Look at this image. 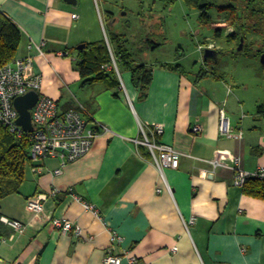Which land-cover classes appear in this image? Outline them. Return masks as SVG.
<instances>
[{
	"label": "crops",
	"instance_id": "crops-1",
	"mask_svg": "<svg viewBox=\"0 0 264 264\" xmlns=\"http://www.w3.org/2000/svg\"><path fill=\"white\" fill-rule=\"evenodd\" d=\"M128 1L138 10L115 0H0V13L20 32L16 57L33 60L29 74L41 77L39 93L53 99L60 112L79 111V102L89 125L99 130L82 159L64 167L59 158L30 162L18 192L2 199L0 218L18 221L24 229L19 233L3 223L7 235L0 240V264H102L111 231L122 237L112 254L121 257L126 251L139 264H264V201L245 195L234 181V168L253 172L262 161L263 98L247 95L249 87L227 59L218 73L213 71L202 60V49L193 66L183 54L152 62L150 54L162 44L148 37L135 42L136 53L129 44L130 31L135 25L144 36L149 34L146 11L151 9L146 10L144 0ZM244 7L236 5L250 37L262 11L246 6L245 13ZM228 15V10L219 14L216 22H225ZM227 29L218 33L226 36L223 44L207 38L205 44L215 45L218 58L226 55L236 62L247 54L236 52V44H231L236 32ZM113 34L124 36L133 64L152 69L145 97L133 86L130 71L118 65L124 91L103 82L82 85L76 70L78 45L105 42L113 55ZM166 64L174 67H163ZM220 110L231 132L241 138L220 134ZM157 124L164 128L160 142L182 155L175 170L163 173L171 192L147 150L130 141L142 139L141 125L150 129ZM197 125L201 130L195 133ZM35 166L41 168L39 173L33 172ZM55 190L42 214L34 217L27 211L28 198ZM83 203L93 205L97 215ZM61 216L80 226L81 238L59 234L51 226L50 219Z\"/></svg>",
	"mask_w": 264,
	"mask_h": 264
},
{
	"label": "built area",
	"instance_id": "built-area-1",
	"mask_svg": "<svg viewBox=\"0 0 264 264\" xmlns=\"http://www.w3.org/2000/svg\"><path fill=\"white\" fill-rule=\"evenodd\" d=\"M76 17V14L72 15L73 20ZM108 48L111 63L109 65H103L102 69L106 72L115 71L120 82L119 89L124 91L116 59L112 55L109 45ZM198 48L200 51L203 49L200 46ZM207 48L212 49L213 47L212 45H208ZM32 62L33 60L29 58L15 56L10 63L0 68V124L17 139L27 137L30 142L29 153L33 164L44 161L47 158H59L61 167H64L66 163L82 159V157L90 152L99 130L89 125L87 118L82 114L84 108L79 102L76 101L79 111L68 109V111L60 112L57 103L53 99L45 94L42 95L39 93L42 86L41 77L34 73L29 74ZM32 91L37 92L39 97L33 109L30 111L32 132L27 133L17 125L18 112L13 106V102L16 98ZM103 130L109 132L106 127ZM200 130L201 127L199 125L193 128L195 133ZM163 131V125L157 124L150 129L141 125L139 133L142 139H130V141L136 147L141 146L147 150L154 166L160 172L162 183H165L166 189L171 192L170 187L165 182L163 173L165 169L175 170L178 167L179 158L182 155L172 147L160 142L159 139ZM219 132L221 135L227 137L234 136L241 138V134L235 135L231 132L228 120L222 110H220L219 116ZM211 164L213 167L218 166L217 162H211ZM256 168L253 172L244 171L239 167L234 168L235 185L242 188L248 179L264 180V155L261 163ZM40 171L41 168L39 166L33 168L34 173H39ZM59 173L60 169L55 171V174ZM57 192L58 190L50 192L49 194L38 193L28 198L26 204L27 211L32 213L34 217L39 216L43 213V205L48 200V196L54 195ZM157 192H160V189H157ZM73 198L76 201H81L77 197ZM83 208L93 215H97L98 211L93 205L83 203ZM0 222L9 225L14 231L19 233L24 229V226L18 221H10L5 217L0 218ZM192 222L193 220H190V223ZM49 223L59 234L74 236L76 238H81L83 235L78 224L70 222L62 216L59 218H51ZM121 240V236L111 231V244L102 264H122L124 259L127 261V264H139L138 259L135 256H130L126 251H123L121 257L112 254L114 247L121 244ZM171 251L175 252L176 248H173Z\"/></svg>",
	"mask_w": 264,
	"mask_h": 264
},
{
	"label": "rangeland",
	"instance_id": "rangeland-1",
	"mask_svg": "<svg viewBox=\"0 0 264 264\" xmlns=\"http://www.w3.org/2000/svg\"><path fill=\"white\" fill-rule=\"evenodd\" d=\"M115 1H117L120 6L124 5L133 11L138 10V8L128 0ZM156 1L157 4H154ZM208 3L212 4V6L206 11L207 15L202 16L199 10L188 6L184 0H174L173 2H171V0H144V6L147 8L146 10L149 8L151 9L150 11H146V13L149 12V15L146 17V20H148L146 22V28L149 34H145L144 36L142 31L134 29V25L133 30L130 31L131 37L128 38L129 44L132 46L131 48L134 49L136 43L141 41L143 37H148L146 40L149 39L152 43L159 42L162 44L158 52L150 54V60L152 62L171 60V58L179 59L185 56L187 57L185 60L187 65L193 66L194 62H199L201 59V54L198 52L199 46L204 50L208 45H212L213 48L211 50H215V45L213 43L205 44L206 38L207 42H217L218 44H223L225 42L226 36H217L216 27L219 26L218 29H220L221 32L228 30L227 28H233L235 32L242 31L244 40L247 41L242 51L245 52L247 56L241 58L239 61L231 62L229 56L220 54L217 62L207 60L204 63L212 66L214 68L213 71L218 73L223 65H225L223 63L227 59V65L233 64L235 71H237L236 73L239 72L238 75L240 78H243L245 85L249 87L247 95L252 98L257 96L262 97L264 101V68L259 63V52L257 51V49H261L264 44V0H208ZM242 3L245 5V13L248 10L246 6L259 8L262 11L261 20L253 27L254 31L251 32L250 37L248 35L245 36L246 33L243 31V28L247 24V20L243 25L244 27H241V30L232 26L224 28L223 23L227 20L221 23L220 21L216 22L219 14L227 12V9L231 6L236 8V5H241ZM123 12L125 11H122L120 16L124 15ZM240 15H242V12ZM259 15L260 14H256L257 17ZM128 19L134 22L133 17L131 18L128 16ZM240 20L242 21V19ZM250 22L251 20H248V23ZM261 32L262 34H259ZM235 34L237 35V33ZM248 40H250V42H248ZM231 41V44L238 45L235 40ZM135 51L138 53L139 49L135 48ZM181 54L183 55L181 56ZM120 71L123 72V69H120ZM239 87V89L242 90L243 87ZM27 165L26 170H29L31 165Z\"/></svg>",
	"mask_w": 264,
	"mask_h": 264
},
{
	"label": "trees",
	"instance_id": "trees-1",
	"mask_svg": "<svg viewBox=\"0 0 264 264\" xmlns=\"http://www.w3.org/2000/svg\"><path fill=\"white\" fill-rule=\"evenodd\" d=\"M173 1L171 0V2ZM184 1L188 6L199 10L202 16H206V11L212 6L208 0ZM227 10L229 15L227 21L223 23L224 28L232 26L241 30V12L232 6ZM219 32L221 30L216 28L217 36ZM236 33L237 35L234 34L232 38L239 45V36L244 34L242 31ZM20 42L18 27L9 17L0 13V68L15 58ZM110 45L114 46L112 52L117 65L130 71L133 86L139 90L141 97H145L152 81V69L132 63L124 36L113 34ZM79 57L81 60L77 62L76 70L79 72L83 86L94 82H103L112 88L119 86L120 82L115 71L107 73L102 69L103 65L111 63L108 45L105 42L88 44L84 51H79ZM163 67L171 69L174 66L166 64ZM201 72L199 74L206 75L205 72ZM29 148L30 142L26 136L17 139L0 124V202L2 199L17 193L18 188L24 183L26 167L31 162ZM242 192L252 198L264 201V180L248 179L242 187ZM6 235L4 225L0 222V240Z\"/></svg>",
	"mask_w": 264,
	"mask_h": 264
},
{
	"label": "water",
	"instance_id": "water-1",
	"mask_svg": "<svg viewBox=\"0 0 264 264\" xmlns=\"http://www.w3.org/2000/svg\"><path fill=\"white\" fill-rule=\"evenodd\" d=\"M69 3L74 4L75 0H67ZM125 14V13H123ZM239 45L236 48V52H240L243 50L246 40H244L243 35L239 36ZM86 46L78 45L77 50L83 51ZM202 60L206 62V60H210L212 62H217L218 60V52L216 50H211L205 48L202 52ZM259 63L264 66V53L259 55ZM38 93L35 91L28 92L25 95L16 98L13 102V106L18 112V120L17 125L23 129L25 132H32V118H30V111L33 109L34 104L38 100Z\"/></svg>",
	"mask_w": 264,
	"mask_h": 264
},
{
	"label": "flooded vegetation",
	"instance_id": "flooded-vegetation-1",
	"mask_svg": "<svg viewBox=\"0 0 264 264\" xmlns=\"http://www.w3.org/2000/svg\"><path fill=\"white\" fill-rule=\"evenodd\" d=\"M257 51L259 52V55L264 53V44H263L262 48L261 49H257Z\"/></svg>",
	"mask_w": 264,
	"mask_h": 264
}]
</instances>
